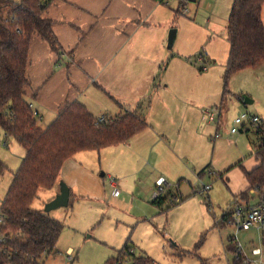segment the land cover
<instances>
[{"label":"crops","instance_id":"0c3cea01","mask_svg":"<svg viewBox=\"0 0 264 264\" xmlns=\"http://www.w3.org/2000/svg\"><path fill=\"white\" fill-rule=\"evenodd\" d=\"M169 6L162 0H56L45 17L54 21L60 51H54L42 37H32L27 98L39 119L46 120L44 128L73 101L83 103L97 118L140 110L148 123L127 142L79 152L68 159L59 180L70 187L71 197L104 199L109 188L124 186V181L114 177L120 166L136 175L147 173L157 187L161 178L202 180L221 175L231 185L232 167L243 163L246 170H252L258 165V146L254 147L252 141L243 148L239 146L245 138L242 134L250 129L257 131V127L248 124L238 133L227 131L228 139L217 140L222 138L220 128L226 115L217 103H225L227 94L224 89L220 94V88L216 90L208 81L204 84V79L211 77L210 66L199 69L208 73H198L180 49L168 47L175 17ZM252 69L262 72L264 63ZM241 101L244 105L256 102L249 98V102L244 98ZM209 102L219 109L218 121L208 118ZM254 115L264 120V114ZM225 142L239 150L231 167L221 166L217 155ZM108 157L118 161L119 171L100 173L97 160ZM125 171L119 175L127 180ZM247 187L245 180L241 191ZM151 191L149 187V194ZM59 193V189L54 191L55 195ZM172 195L182 194L179 190Z\"/></svg>","mask_w":264,"mask_h":264},{"label":"rangeland","instance_id":"374dc122","mask_svg":"<svg viewBox=\"0 0 264 264\" xmlns=\"http://www.w3.org/2000/svg\"><path fill=\"white\" fill-rule=\"evenodd\" d=\"M169 2L171 6L168 9L173 10L175 15L169 30L178 31L176 43L170 49H180L198 73L209 72L211 77L204 79V84L208 81L216 90L220 88L221 94L225 64L230 53L227 25L233 0L186 1L188 12L185 14L176 12L180 1ZM262 18L264 21V8ZM201 55L206 57L210 66L208 72L199 70L201 63L198 58ZM228 90L225 103H217L226 114L222 117L223 126L220 128L222 138L217 140L228 139L227 131L230 132L232 122L240 114H264V70L259 72L247 68L234 73L229 79ZM242 98L256 102L244 105ZM208 104H211L208 108L216 112L218 121V107L211 102ZM38 124L44 128L47 123L39 119ZM242 135L245 138L242 145L239 144L240 148L251 141L254 147L262 142V135L255 129ZM223 145L217 154L220 164L231 167V162L239 154L238 147L228 142ZM25 154V149L16 139L5 140V133L0 128V160L5 166L4 170L0 169V208ZM97 162L99 167L101 165L100 173L108 174L110 169L111 172L119 171L116 159L101 158ZM121 167L120 171H125ZM244 169L243 163L232 167L231 185L221 177H205L202 180L194 177L180 181L165 178L170 186L161 195L162 198L168 196L161 205L154 203L157 187L147 173L136 175L126 170L123 174L127 176L126 180L122 179L119 171L113 173L116 179L124 181V186L117 187L118 195L114 194L115 189L109 188L102 200L71 198L69 206L46 212V204L56 196L54 191L61 190V179L53 189L40 190L32 204L34 209L57 218L65 225L54 251L40 262L106 264L110 258L119 257L120 251L129 244L132 249L124 251L117 264H134L136 258L144 255L153 259L155 264H202V261L207 264H233L237 247L242 251L241 257L257 263L261 255L255 254L254 250H264V239L258 228L246 231L223 220L225 213L235 210L236 201L244 206H253L259 201L256 193L250 194L249 202L237 197L246 180ZM202 182L213 184L210 196L197 189ZM149 187H152L150 194ZM179 190L182 201L172 195ZM232 246H235V251L231 250Z\"/></svg>","mask_w":264,"mask_h":264},{"label":"trees","instance_id":"16d2710c","mask_svg":"<svg viewBox=\"0 0 264 264\" xmlns=\"http://www.w3.org/2000/svg\"><path fill=\"white\" fill-rule=\"evenodd\" d=\"M55 1L0 0V128L5 140L16 139L26 151L0 208L4 218L0 264H42L41 259L54 251L65 225L34 209L32 204L40 190L54 188L68 159L79 152L127 142L148 127L140 110L105 116L100 121L79 101L67 103L47 127L38 124L39 113L35 114L27 98L31 85L27 74L29 51L34 35L45 39L54 51H60L54 21L45 17ZM263 8L264 0L233 1L227 25L230 53L224 95L229 92L228 82L234 73L264 63ZM176 12L180 14L179 9ZM257 132L262 135L256 152L259 163L252 170L244 169L248 187L237 196L244 202L250 201L251 190L258 195L259 203L264 201V124L257 127ZM0 169H5L1 160ZM167 199L168 196H160L155 201L162 204ZM175 199L182 201L180 196ZM236 205L243 204L236 201ZM231 215L232 210L223 216L227 224H231ZM129 249L132 248L126 244L119 257L110 258L106 264H117ZM134 264L155 262L141 256ZM233 264L249 263L245 257L235 256Z\"/></svg>","mask_w":264,"mask_h":264},{"label":"built area","instance_id":"2783aa9c","mask_svg":"<svg viewBox=\"0 0 264 264\" xmlns=\"http://www.w3.org/2000/svg\"><path fill=\"white\" fill-rule=\"evenodd\" d=\"M167 5H169V1H165ZM186 1H192V0H180V7L179 11L182 14H185L188 12V8L186 6ZM197 1V0H195ZM199 62L201 63V67L203 70L208 69V65L206 62V57L201 55L198 58ZM32 106V104H31ZM33 107V106H32ZM38 112L35 110V114ZM208 118L210 121H216L217 119V114L215 111L208 109L206 111ZM219 114V113H218ZM104 117L100 118V121H103ZM235 126L232 127L231 132L232 133H238L241 127H244L248 124L253 125L255 127H259L264 124V120L262 117L254 114H249V113H242L238 117L235 118L234 120ZM110 180L112 184L115 186V180L110 177ZM170 186L169 182L165 178H161L158 181V186H157V192L155 195V198L160 197L162 194L166 192V189ZM198 187V186H197ZM212 185L211 184H204L202 182V185H200L197 189L199 190L200 193L202 194H209L211 191ZM118 189L115 188V195L118 194ZM4 223V218L0 215V241H3V234L1 232V226ZM230 223L235 224L236 226L239 227V229L243 230H250L253 227L258 228L259 232L262 234V237L264 239V201L256 204L254 206H249L246 207L244 205H236L235 210L232 211V215L230 216ZM238 252H236L237 258L241 257V249L237 247ZM254 253L257 255H261V259L257 263H253L250 261L247 257L246 258V263L249 264H264V250L261 248H257L254 250ZM71 255V254H70ZM69 258H71L69 256Z\"/></svg>","mask_w":264,"mask_h":264},{"label":"water","instance_id":"95a60500","mask_svg":"<svg viewBox=\"0 0 264 264\" xmlns=\"http://www.w3.org/2000/svg\"><path fill=\"white\" fill-rule=\"evenodd\" d=\"M176 37H177V29H172L170 31L169 39H168L169 48L173 47ZM246 102H249L248 99H246ZM102 175H104V173ZM70 200H71V189L67 185V183L62 181L60 193L57 194L51 201H49L46 204L45 211L49 212V211L56 210L62 207H67L70 204Z\"/></svg>","mask_w":264,"mask_h":264}]
</instances>
